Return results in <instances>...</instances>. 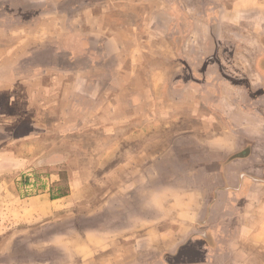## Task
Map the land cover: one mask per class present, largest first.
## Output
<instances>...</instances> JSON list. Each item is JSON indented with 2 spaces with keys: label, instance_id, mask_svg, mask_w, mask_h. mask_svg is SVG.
I'll list each match as a JSON object with an SVG mask.
<instances>
[{
  "label": "crops",
  "instance_id": "1",
  "mask_svg": "<svg viewBox=\"0 0 264 264\" xmlns=\"http://www.w3.org/2000/svg\"><path fill=\"white\" fill-rule=\"evenodd\" d=\"M25 18L28 24L42 25L41 30L28 34L19 27L6 28L13 19ZM106 18L111 30L103 28ZM31 39L35 46L26 52L25 41ZM263 40L264 2L258 0H0V181L14 170L25 171L26 152L32 153L30 169L35 159L41 163L40 138L73 135L74 119L80 126L96 125L102 135L116 140L105 150L115 156L124 148L123 139L139 130L149 135L163 113L155 106L174 100L176 177L187 185H206L207 193L191 198L198 208L177 213L184 219L182 228L162 230L154 261H149L153 241L144 224L143 240L128 241L129 255L115 251L101 264H178V256L188 264L181 248L193 245L198 236L210 243L203 245L207 264H264ZM245 41L253 45L251 54ZM153 58L155 64L149 62ZM26 82L31 83L30 96H25ZM186 106L191 109L187 115ZM123 107L127 112L122 113ZM44 111L63 122L55 131L44 127ZM137 124H143L141 129ZM186 138L199 144L186 149ZM148 152L143 150L139 160L130 155L114 163L113 183H138L128 172L122 179L117 169L150 173L154 161ZM77 183L69 177L68 190L60 197L42 193L20 199L38 206L39 216L0 234V264H38L34 258L40 259L45 244L49 250L56 247V233L41 240L40 217L55 218L54 202L72 199ZM133 195L113 190L98 198L102 206L91 207L81 193L89 205L82 213L111 217L122 212L135 220L149 210L151 215L152 202L140 197L142 210ZM222 225L224 232L217 230ZM116 226L102 233L111 240L97 246L98 252L112 243L120 250V239L136 238V221ZM133 249L151 254L137 258ZM64 254L69 257L73 251Z\"/></svg>",
  "mask_w": 264,
  "mask_h": 264
},
{
  "label": "rangeland",
  "instance_id": "2",
  "mask_svg": "<svg viewBox=\"0 0 264 264\" xmlns=\"http://www.w3.org/2000/svg\"><path fill=\"white\" fill-rule=\"evenodd\" d=\"M149 1L151 2V0ZM258 1L261 3L264 2V0ZM132 11L134 14H136L134 11L141 12L135 9ZM29 12L33 13V10ZM128 12L129 9L127 8V13ZM11 20L12 18H10V21ZM28 20L30 19H23L25 24H21L20 22H23L21 19H13V23L6 25V28L9 31H17L16 28L19 27V31H24L28 34H33L41 30L42 25L39 27L38 25L28 24ZM105 21L108 23H105L103 28L107 27L111 30L113 25L110 24L107 18ZM16 22H19V24ZM25 43L26 52L27 47L32 49L35 46L33 45V40H26ZM253 43L254 46H256L255 42ZM249 45L252 46V48ZM246 46L247 51L251 54L253 45L246 42ZM149 62L155 64L156 60L153 58L150 59ZM26 83H28V85H26L24 89L25 96H30L29 92L31 88L29 84L31 83ZM40 95L43 96L42 93ZM170 104L171 105L163 104V107L160 105L155 106V111L163 113L158 115L161 119L154 122L149 135H144L146 130H139L141 129L140 126L143 124H137V130H139L137 135L130 139H123L124 141L121 143L124 148L121 152H117L115 156L112 152L108 150L105 152V150L112 144L117 143L115 142L116 140L111 136L102 135V130L98 129L96 125L80 126L75 119L71 122V124H73L72 131L75 132L73 135L67 137H41L37 145L40 148L39 154L41 163L38 164V160L35 159V167L30 169L33 164L32 153L26 152L24 154L25 171L16 172V170H14L12 173L4 175V178L0 181V234L6 230H11L17 223L30 222L38 218V206L34 203H30L28 200L24 203L20 199L42 193L56 196L68 190V179L73 176L78 182L75 189H73V198L67 197V200L58 199L54 202L58 208V215L55 218L40 217L41 240H47V235L50 231L51 233H56V247L49 250V248H47L48 244L44 243L46 248L41 250L40 259L38 257L34 258L35 262L38 264H101L105 259L115 255V251H119L122 253L121 255H129L128 244L130 242L128 241L133 240L136 241V243H140V241L143 240L142 234L144 233V228H142V226H144V224L147 225V233L148 235L150 234L149 236L152 238L150 242L153 241L152 254L150 251L145 252L143 249H138L137 252L133 249L131 255L140 258L143 256L147 257L151 254V260L149 261H154L156 256L159 255L158 247H160L159 242L161 243L160 233L162 230L171 232L173 230L176 231L177 226L182 228L181 221L184 219L181 215H177V213H181L182 209L188 211L198 208V204L195 201H191V198L194 197V195L197 196V193H200L198 196L200 197V195L206 194L208 190L206 185H187L176 177V166L179 162H177V153L175 151L176 138L174 135L177 124L176 120L172 118H175L177 115V105L174 100H172ZM122 109V113H124L125 108L123 107ZM190 110V107H185L184 111L186 115L189 114ZM37 115L39 117L38 112ZM41 118L45 123L44 127H46V129L53 127L52 130L54 131L56 126L63 123L58 120L56 115H53V113L49 111H44L41 114ZM72 118H76V115ZM39 129L42 130L43 127ZM192 139H185L186 142L184 143L186 145H184V147H186V149L189 148V146L199 144L197 139L196 143H193L194 141ZM28 145H31V143ZM129 147L132 148L131 152L128 151ZM146 148L150 151L147 156H152V160L154 161L153 166L147 170V172L150 171V173L145 174L143 168L137 170L121 168L120 172L117 169L116 174L118 175L119 173L122 179L127 176L125 173L128 172L131 177L135 176L137 178L136 182L138 183L131 185L122 183V185L116 186L117 184L115 185L113 183L114 177L116 176L112 170L114 163L116 164L125 159L128 160L130 155L136 158V160H139L141 158V152ZM186 154L187 152L184 153V156ZM167 160L168 162H166ZM169 161L171 163H169ZM48 163L53 164L48 165ZM168 165L174 167H170V169L167 170L166 167ZM144 177L146 179H144ZM167 179L172 180L174 184L162 183V181H169ZM82 180L84 181V185L79 183ZM141 180H146L147 183H139ZM148 181H150V183ZM113 190L129 194L131 190L134 194L133 196L137 199V208H141L142 210H144L143 205L145 202L138 199L140 197H147V203L148 201L152 202V214L150 215L149 210L147 214L144 212L141 216L138 215L135 220V218L132 217H125L122 215V212H113L111 213V217L97 216V213L92 215L82 213V210L89 208V205L84 204L86 202H82L81 193L86 195V200L89 199V203L92 204L91 207H98L102 206L100 205L101 201L97 202L98 198L105 193H111ZM125 203L128 206V200H126ZM65 206L68 207L66 208ZM40 213L43 216V209L40 210ZM50 219L51 221H49ZM135 221L138 230L136 238L120 239L121 241L118 242L120 250H116L117 248L114 247L112 243L106 244L105 248H100L98 252L97 246L104 241L108 242L111 240V238L103 236V232L109 231L114 224L122 229L121 227H125L124 225L130 222L135 223ZM49 222H51V226L48 225ZM117 226L116 228H118ZM204 230L205 227L200 231L203 235L205 234ZM217 230L224 232L226 228L222 225L219 226ZM208 234L209 233H207V235ZM210 238L211 235L209 236V239ZM66 239L69 240L68 243H66ZM205 241V239H201L198 236L193 240V245L189 243L181 248V256L185 257L184 260H188V264H207L205 258L208 251H206L207 249H203V245L204 243H210ZM155 244L156 246H154ZM66 248L70 253L73 251V254L69 257L64 254L68 252ZM209 251L213 252L214 250L210 248ZM214 252L218 255L220 250L218 249ZM177 259L178 264H186L182 261L183 259H181V257L178 256L175 260Z\"/></svg>",
  "mask_w": 264,
  "mask_h": 264
},
{
  "label": "trees",
  "instance_id": "3",
  "mask_svg": "<svg viewBox=\"0 0 264 264\" xmlns=\"http://www.w3.org/2000/svg\"><path fill=\"white\" fill-rule=\"evenodd\" d=\"M65 194H66V190L63 191L62 193L57 194L55 197H60V196H63V195H65Z\"/></svg>",
  "mask_w": 264,
  "mask_h": 264
}]
</instances>
